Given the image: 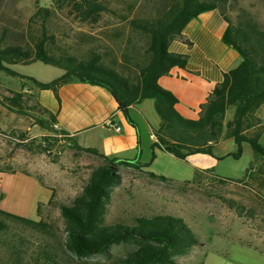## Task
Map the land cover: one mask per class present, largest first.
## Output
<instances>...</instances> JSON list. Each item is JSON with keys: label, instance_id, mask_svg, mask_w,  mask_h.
<instances>
[{"label": "trees", "instance_id": "1", "mask_svg": "<svg viewBox=\"0 0 264 264\" xmlns=\"http://www.w3.org/2000/svg\"><path fill=\"white\" fill-rule=\"evenodd\" d=\"M230 3L231 0H119L117 4L122 8L117 9L112 0H50L51 7H38L30 17L25 44L10 43L7 30L1 31L0 71L24 79L10 66L38 61L55 66L65 74L49 83L31 78L37 88L53 90L58 96L59 88L72 80L100 85L112 93L119 110L126 115L133 105L152 100L160 119L154 130V149L171 153L179 160L197 154L213 156L222 140L237 144L236 159L242 155L243 144L253 149L254 160L244 178L235 181L210 171H197L193 181L185 184L200 182L207 176L223 185L242 184L247 179L257 182L259 175H264V147L260 142L264 125L258 117L264 105V24L243 8L239 9L237 22H233L227 14ZM65 9L75 20L89 25L104 21L106 15L126 22L128 27L124 25L116 33L105 32L109 41H120L117 47L125 42L121 62L112 47L101 44L97 37L88 36L83 41L80 36L79 44L82 42L85 50L80 49L81 45L66 50L60 35L61 30L62 35L66 32L54 23L59 10ZM213 10L225 18L223 41L241 54L242 62L224 75L201 105L200 118L190 120L180 115L177 97L162 88L159 79L174 67H186L187 57L169 52V45L181 40L191 46L183 35L185 27ZM23 86L27 88L25 83ZM26 97L30 96L15 92L7 101L20 107ZM36 107L49 115L47 120H37L39 126L48 129L47 124H52L53 128L56 117L38 103ZM231 109L233 114L228 119ZM17 113L24 114L22 110ZM19 139L26 140L27 133L20 134ZM67 140L71 149L95 156L101 164L92 168L79 194L58 205L65 224L64 236H59L45 220H31L0 209V249L4 250L0 264H177V257L189 254L200 244L185 220L172 214L139 215L129 222L108 223L114 189L123 180L120 171L141 170L145 164L110 158ZM39 147L42 152L49 148L42 144ZM55 198L54 194L46 207L39 206L40 217L44 208L55 206ZM239 214H243V208ZM121 245L134 247L124 256L111 255V249ZM99 256L105 260L95 261Z\"/></svg>", "mask_w": 264, "mask_h": 264}, {"label": "rangeland", "instance_id": "2", "mask_svg": "<svg viewBox=\"0 0 264 264\" xmlns=\"http://www.w3.org/2000/svg\"><path fill=\"white\" fill-rule=\"evenodd\" d=\"M112 1L115 3L114 8L122 6L117 4L119 0ZM38 7H51L50 0H0V34L6 29L10 43L25 44L29 19ZM227 8V14L233 22H237L239 9L243 8L264 24V0H231ZM54 20L56 26L66 32L64 35L61 33L62 30L60 32L66 50L82 46L83 43L79 44L78 41L80 36L83 37H81L83 41L89 36L97 37L101 44L110 42L108 46L112 45V52H116L119 59L120 53L124 52L122 48L125 42L119 48L116 44L120 42L112 44L105 36L106 31L100 30L104 24L81 23L75 20L67 9L59 10ZM112 20L114 19L106 15L103 23ZM127 36L126 33L123 41ZM80 49L85 50V47L82 46ZM10 68L24 77L27 87L34 85L31 78L43 83L51 82L64 73L60 68L39 61ZM22 80L20 76H11L0 71V110H7V106L22 110L24 114L16 113V118L25 120L27 127H33L37 123V116L42 114L36 107L33 95L27 94L30 97H26L20 107L13 106L7 101V98L13 97L15 92L22 89L20 86ZM232 114L231 109L227 118L230 119ZM258 117L264 125V105L259 109ZM47 127L46 135L35 137L25 143L21 142L14 130L0 131V147L6 146L10 149L6 157L11 160V169L32 166L38 177L48 181L53 187L56 195L55 206L44 208L40 219L52 224L56 233L62 237L65 224L58 205L70 202L82 191L92 168L100 165L101 161L92 155L73 152L60 141L54 128L50 125ZM42 129L44 128H37ZM33 135L34 133L30 136ZM260 142L264 147V134ZM40 144L49 147L48 150L42 152L39 149ZM237 151L238 146L233 140H222L215 148L213 156L197 154L173 162L162 155L156 162V167L177 173V177L185 175L187 169H192L194 175L197 170L210 171L221 178L237 181L244 178L254 160L250 144H243L242 155L238 159L234 157ZM120 173L123 180L122 184L114 189L107 216L108 223L129 222L139 215H176L185 220L200 240V244L194 246L189 254L177 257V264H264V255L242 243L239 212L243 208L242 200L247 196V188L238 183L219 184L210 176L197 183L185 184L164 182L142 170L124 168ZM251 186L255 190L259 187L257 182H253ZM30 216L32 215L27 214L25 217ZM133 247L114 246L111 255L124 256ZM3 256L4 250L0 249V260ZM94 260L103 262L105 259L99 256Z\"/></svg>", "mask_w": 264, "mask_h": 264}, {"label": "crops", "instance_id": "3", "mask_svg": "<svg viewBox=\"0 0 264 264\" xmlns=\"http://www.w3.org/2000/svg\"><path fill=\"white\" fill-rule=\"evenodd\" d=\"M103 22L95 25L104 24L100 30L107 34L116 33L126 24L115 20ZM226 28L223 15L218 10L209 11L191 20L185 27L183 35L191 46L181 40L169 45V52L187 57V65L185 68L174 67L168 75L159 79V85L177 97L176 109L184 118L198 120L201 105L223 81L224 75L242 62L241 54L223 41ZM113 53L120 61L117 53ZM23 84L24 79L18 92L33 95L36 104L56 117L58 132L68 135L74 145L95 149L110 158L138 160L145 164L142 171L164 177L170 182L185 183L195 178L192 169L177 177V173L156 167L162 155L173 162L179 159L164 150L153 148L157 141L154 130L159 126L160 119L152 100L133 105L126 115L119 110L112 93L100 85L72 80L59 88L57 96L53 90H41L35 85L23 89ZM17 111L11 106H7V110H0L1 132L11 129L18 136L27 133V139L21 141L23 143L48 133L47 129L37 130L40 127L38 123L27 127L25 120L16 118ZM37 117V120L49 119L46 113ZM115 126H120L121 130H115ZM9 151L6 146L0 147V209L22 217L30 214L32 216L25 218L39 220V206L46 207L55 191L48 181L38 177L32 166L11 169V160L6 157ZM253 182L247 179L239 184L248 189L247 196L242 200L243 214L240 216L242 243L264 255V175L258 177L257 190L251 186Z\"/></svg>", "mask_w": 264, "mask_h": 264}, {"label": "built area", "instance_id": "4", "mask_svg": "<svg viewBox=\"0 0 264 264\" xmlns=\"http://www.w3.org/2000/svg\"><path fill=\"white\" fill-rule=\"evenodd\" d=\"M53 128H54L57 132L59 131V126H58L56 123L53 125ZM115 130L120 131V130H121L120 126H115ZM58 137H59L60 141H61L64 145H66V146H68V147L71 146V143L67 140V138H69L68 135L63 134L62 132H58Z\"/></svg>", "mask_w": 264, "mask_h": 264}]
</instances>
